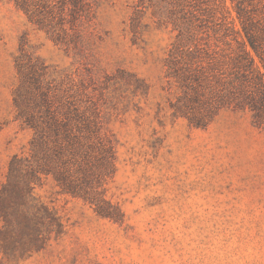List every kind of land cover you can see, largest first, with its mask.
I'll return each mask as SVG.
<instances>
[{
	"label": "rangeland",
	"instance_id": "374dc122",
	"mask_svg": "<svg viewBox=\"0 0 264 264\" xmlns=\"http://www.w3.org/2000/svg\"><path fill=\"white\" fill-rule=\"evenodd\" d=\"M236 5L0 0V264H264V127L223 102L243 50L264 75ZM30 121L78 142L87 193L41 173L6 217L13 156L52 161Z\"/></svg>",
	"mask_w": 264,
	"mask_h": 264
},
{
	"label": "trees",
	"instance_id": "16d2710c",
	"mask_svg": "<svg viewBox=\"0 0 264 264\" xmlns=\"http://www.w3.org/2000/svg\"><path fill=\"white\" fill-rule=\"evenodd\" d=\"M24 8H26L27 0H17ZM237 13L241 19L243 30L250 47L256 53L262 66L264 67V0H237ZM232 76L225 87L226 93L224 104L233 105L235 108H249L253 112L254 124L258 127H264V75L255 66L254 60L248 52H243L237 57L235 69L231 72ZM203 118L196 119V126H205ZM29 125L36 129V135L31 142L32 150L42 149L47 153V159L50 163H41L37 157V153L33 155V159L20 157L15 154L9 165V181L6 183V217L12 207V198L23 199V191L26 189L33 193V182L40 179L41 173H54L57 179L64 184V189L73 194L84 195L87 193L83 188V183H88L87 175H83V181L80 182L79 175L70 172V163L79 164L81 161L77 158L79 149L77 148L75 139L67 131L63 133L58 126L53 131L54 135L46 134L39 124L30 121ZM75 138V137H74ZM51 141V145H50ZM46 146V148H44ZM69 151L71 156L65 154ZM111 152L110 158L114 155L111 148L105 149V152ZM68 156V157H67ZM103 162L110 163L109 158L104 155ZM79 170L77 169L76 172ZM96 204V210L99 214L106 217H116L118 208L110 205L104 198L91 200ZM4 204L1 203L0 209ZM43 210H42V209ZM39 211H43L48 224L56 223L60 225L57 216L49 208L42 205ZM58 222V223H57ZM36 235V240H40L42 232ZM42 239V238H41Z\"/></svg>",
	"mask_w": 264,
	"mask_h": 264
}]
</instances>
